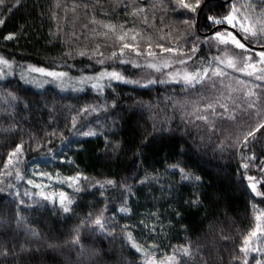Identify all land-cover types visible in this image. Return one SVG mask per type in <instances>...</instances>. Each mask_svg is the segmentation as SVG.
I'll return each mask as SVG.
<instances>
[{"label":"trees","instance_id":"trees-1","mask_svg":"<svg viewBox=\"0 0 264 264\" xmlns=\"http://www.w3.org/2000/svg\"><path fill=\"white\" fill-rule=\"evenodd\" d=\"M135 6L146 8L148 24L141 22L144 14L131 15ZM227 11V6L219 4L205 7L198 14L196 27L188 29L180 22L194 14L180 9L174 0H19L18 5L17 0H5L0 6V19L5 21L0 25V55L15 66L55 68L71 77L114 66L139 83L112 81L111 87L98 93L90 85L76 90L54 83H29L17 75L0 77V170L8 154L23 141L24 154L18 167L25 175V179L16 180L13 170L12 176L0 177L4 180L0 183L4 188L0 192V264H143L141 253L132 248L121 231L124 225L145 248L158 245L157 256L175 250L182 264H244L245 260L255 264L257 259L264 264L261 253L245 256L240 252L244 236L255 227L256 210L264 212V197H257L249 187L256 182L257 189L264 192V128L255 132V139L249 137L247 147L243 141L261 118L245 117L241 122L239 117L232 121L210 116L215 121L212 129L196 119L205 114L202 110L207 98L218 95L207 83L195 88L160 83L161 73L150 69L118 61L100 65L95 58L77 54L104 42L103 37L93 34V29L104 31L99 24L91 23L93 17L105 23L135 25L154 37L168 32L176 37L188 31L203 41L212 31L206 27V14ZM10 33L14 38L5 39ZM195 35L187 36V47H191ZM168 39L160 42L167 43ZM200 49L197 61L201 56L219 54L204 43H200ZM102 51L107 55L110 49ZM69 52L71 56L66 55ZM192 63L189 61V65ZM232 76L248 81L246 87L261 83L242 73ZM148 79L157 82L148 84ZM229 82L237 86L234 79L226 78L225 83ZM220 90L227 96V90ZM243 90L232 93L241 104ZM8 93L17 97L11 108L3 99ZM223 102L234 107L230 100ZM88 105L96 106L97 111L84 117L87 127L73 129L71 117ZM101 105H107V110ZM194 107L201 111H194ZM6 110H14L15 115H7ZM89 128L97 135L80 134ZM53 131L57 135H50ZM179 168H184L191 179H182ZM37 170L58 176L81 173L100 182L114 180L117 186L101 189L81 178L80 191L69 188L73 211L65 213L59 203L43 200L27 184ZM249 176L255 181H249ZM124 184L131 188L130 194ZM125 199L130 208L127 214L119 211ZM105 204L108 210L104 215L109 228L115 227V234L93 231L90 224H81L88 213L95 216ZM142 220L148 228L140 223ZM153 226L155 232L150 231ZM78 228L83 251L71 243ZM181 245H191V258L182 256ZM259 245L264 248V242ZM5 249L7 255L2 254Z\"/></svg>","mask_w":264,"mask_h":264},{"label":"snow or ice","instance_id":"snow-or-ice-1","mask_svg":"<svg viewBox=\"0 0 264 264\" xmlns=\"http://www.w3.org/2000/svg\"><path fill=\"white\" fill-rule=\"evenodd\" d=\"M172 2V0H170ZM175 4L180 8L187 10L194 14L191 19H183L180 23L186 25L188 29L196 27L198 20L196 16L204 11V8H213L219 5L227 6L228 11L220 15H207L206 19L209 22L206 25L207 28L211 29V35H206L201 41L199 35L186 31L184 34L176 37H172V32H168L162 35L153 36L152 34L145 35V30L137 29L135 25L133 27H126L125 24H113L98 21L93 17L91 23L99 24L104 31L99 32L93 29L94 36H100L104 38L103 43H95V47L89 50L78 51L80 56H88V58L96 59V63L105 65L107 61L119 62V64H131L136 68H147L156 73H161L162 78H158L160 83L175 82L181 83L186 88H195L196 85H210V89L218 95L208 97V102L203 105V113L196 116L197 120L204 121L209 125L210 128H215V121L210 120L209 117L227 118L232 121H237L238 117L241 122H244L245 117L251 119L253 117L261 118L259 123L256 124L255 128L249 130L243 137L244 146L247 147L250 143L249 137L255 139V132L264 128V0H247L246 3H239V0H174ZM5 4V0H0V6ZM19 0H17V5ZM202 5L204 7H202ZM15 5H13L14 7ZM87 7V5H85ZM127 7V5H125ZM258 9V10H257ZM9 12L12 8L7 9ZM75 10V8L73 9ZM175 11V9H174ZM144 14L141 17L143 24H148V17L146 14V8L135 6L131 15L133 17ZM154 19V17H153ZM5 21L0 19V25ZM84 27H87L85 25ZM188 35H195V41L191 43V47H187ZM15 34H8L5 39L12 40ZM166 37L167 43H162ZM183 40L184 43H180ZM200 43L208 45L209 49L216 48L217 55H211L210 58L201 56L197 61L195 59L197 52H200ZM254 46L259 47L260 51H255ZM102 48H109L110 52L105 55ZM157 49L159 51H157ZM240 50V51H236ZM89 52L91 55H89ZM71 52L66 55L71 56ZM134 54V56L132 55ZM127 57V58H126ZM141 58L142 61H141ZM189 61H193L189 65ZM179 66V67H177ZM13 63L0 55V77L7 75L5 69H12ZM232 70L229 72L228 70ZM168 70V71H165ZM27 71L30 73H39L45 77H51L53 81L59 82L61 87L71 83L76 90H82L80 86L90 85L91 88L98 93H103L106 87H111L112 81H118L122 83H139V81L129 80L122 71L117 70L116 67H102V69L94 74L87 75L82 74L79 77H71L66 71H58L55 68L37 67L34 65H28ZM232 73H242L247 77H254L255 81L261 83L255 84L253 87H246L248 81L240 79L239 77H233ZM230 78L235 80L233 83H225V79ZM156 79H148L147 83H156ZM219 85V88L217 87ZM220 89L227 90V96L225 92ZM243 90L244 103H238L239 97H233L232 93ZM259 89V91H257ZM203 98V97H202ZM5 104L12 107L11 102L16 101L17 97L13 93H8L3 98ZM225 100L232 101L234 107L230 108L228 103L223 102ZM115 107V102H113ZM101 108L107 110V105H101ZM183 107V106H182ZM217 108L222 109L218 112ZM251 110V111H250ZM97 111L96 106L88 105L79 109L76 115L71 117V125L73 129H77L78 125L80 129L87 127L83 123L84 117ZM194 111H201L199 108L194 107ZM9 116H14V110L7 112ZM155 129V125H153ZM83 136H95L97 133L89 128L87 131H80ZM50 135H57L56 131L50 133ZM61 139L63 135L61 133ZM118 147V145H117ZM24 154V143L16 144L13 151L8 154L7 161L4 163L3 170H0V177H10L15 172L16 180L25 179L24 173L18 167L21 163V157ZM254 158V157H253ZM248 164H244V168H248ZM172 167H179V165H173ZM182 179H191V175L186 172L184 168H179ZM33 175H39L41 177L47 176L51 179V174L46 172H34ZM83 178L87 180V177H82L81 173H77L75 176H68L61 180V183L67 182L70 188H75L78 192L80 191V180ZM148 177H145L147 180ZM155 179V177H153ZM198 181L200 177H195ZM249 181H255V177H247ZM4 180L0 179V183ZM144 181L141 180L140 183ZM101 189L105 188V185L116 187L117 182L111 179L103 182L97 181ZM27 184L33 185L37 189H41L36 195L42 197L45 201L59 200L60 207L63 212H72V205L74 201L69 197L68 193L60 191L58 194L55 192H46L43 189L46 185L37 183L33 179H27ZM9 187L14 185L9 184ZM122 187L130 194L131 188L124 184ZM249 187L251 191L255 193L257 197H264V192L257 189V183H250ZM4 188H0V192H3ZM29 193H25L28 195ZM19 195V193H17ZM104 195V192H101ZM23 203V201H20ZM255 209V206H254ZM107 204L100 210L98 214L93 216L90 212L86 221H81L84 225L88 223L92 226V230L99 229L101 231H108L110 234H115V227L109 228L108 218L105 217L104 213L107 211ZM122 213H129L130 208L127 206L125 199L124 204L119 208ZM255 215V227L251 229L247 235L244 236L242 245L240 246V252L248 256L249 253H261L264 256V248H261L259 242H264V212L256 210ZM150 216H154V213H150ZM145 228L149 225L145 221L140 222ZM128 225L122 226L121 231L125 232L126 239L130 242L132 248L142 255L143 264H182L180 256L176 255L174 250L172 254L163 253L157 256L160 251L159 246L152 244L145 248V246L138 243L132 235L131 231H127ZM150 231L155 232L156 228L153 226ZM35 235V233H33ZM80 230H76V234L73 237L71 243L74 246H79L83 251V246L80 245ZM179 251L184 257L191 258L192 248L191 245H181ZM3 255L8 254V250L5 249ZM235 259V257H234ZM244 264H248L245 260ZM255 264H262V260L257 259Z\"/></svg>","mask_w":264,"mask_h":264},{"label":"rangeland","instance_id":"rangeland-1","mask_svg":"<svg viewBox=\"0 0 264 264\" xmlns=\"http://www.w3.org/2000/svg\"><path fill=\"white\" fill-rule=\"evenodd\" d=\"M25 69H27V68L17 67V66H15L13 64L12 69H5V71L7 72V75H4L2 77L17 75L21 79H23V80L25 79L29 83L33 82V83H37V84H42L44 82V83H54V84L59 86V82L53 81V79L51 77H45V76H42L39 73H30V72H28ZM71 86H73V85L71 83H69V84H66L65 86H63V88H67V87H71ZM34 172H46V173L51 174V177H52L51 179H49L47 176L41 177L39 175H33L34 176L32 178L33 180H35L37 183H42L43 185L47 186L46 188L43 189L44 191H46V192H55L57 194L60 191H64V192L68 193V195L70 197V192H69V188L70 187L68 186V183L67 182L61 183L60 181L63 180L65 177L75 176V175H66V176L64 175V176H61L59 174V176H58V175H56L53 172L44 171V170H37V171H34ZM85 182H88L92 186L99 185V184L96 183L97 180H94V179H91V178H88ZM31 186L33 188H35L33 185H31ZM35 189L38 192L41 191V189H37V188H35ZM55 202L59 203V200L56 199Z\"/></svg>","mask_w":264,"mask_h":264},{"label":"water","instance_id":"water-1","mask_svg":"<svg viewBox=\"0 0 264 264\" xmlns=\"http://www.w3.org/2000/svg\"><path fill=\"white\" fill-rule=\"evenodd\" d=\"M199 16H200V15H198V18H197L198 23H199ZM211 32H212V31H211ZM254 48H258V49H260L259 47H256V46H254Z\"/></svg>","mask_w":264,"mask_h":264}]
</instances>
